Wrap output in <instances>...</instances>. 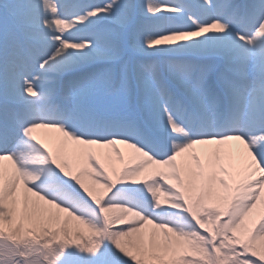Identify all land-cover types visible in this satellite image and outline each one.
I'll return each instance as SVG.
<instances>
[{"label": "snow or ice", "instance_id": "6c2138e0", "mask_svg": "<svg viewBox=\"0 0 264 264\" xmlns=\"http://www.w3.org/2000/svg\"><path fill=\"white\" fill-rule=\"evenodd\" d=\"M0 264H264V0H0Z\"/></svg>", "mask_w": 264, "mask_h": 264}, {"label": "bare ground", "instance_id": "6f19581e", "mask_svg": "<svg viewBox=\"0 0 264 264\" xmlns=\"http://www.w3.org/2000/svg\"><path fill=\"white\" fill-rule=\"evenodd\" d=\"M101 2H102L101 0L96 1V3H101ZM37 135L40 136L41 138L47 139L50 137H57V136H59V133L50 132L48 130H38ZM117 147H121V146L117 145ZM121 150L125 153H127V151H128V150L123 149V148Z\"/></svg>", "mask_w": 264, "mask_h": 264}, {"label": "rangeland", "instance_id": "374dc122", "mask_svg": "<svg viewBox=\"0 0 264 264\" xmlns=\"http://www.w3.org/2000/svg\"><path fill=\"white\" fill-rule=\"evenodd\" d=\"M96 1H99V0H92L93 3H96ZM102 1V0H101Z\"/></svg>", "mask_w": 264, "mask_h": 264}]
</instances>
